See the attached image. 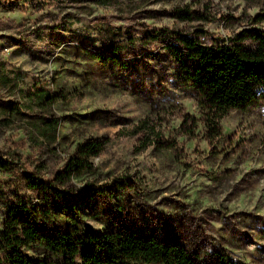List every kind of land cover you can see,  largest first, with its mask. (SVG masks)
Instances as JSON below:
<instances>
[{
    "label": "rangeland",
    "instance_id": "374dc122",
    "mask_svg": "<svg viewBox=\"0 0 264 264\" xmlns=\"http://www.w3.org/2000/svg\"><path fill=\"white\" fill-rule=\"evenodd\" d=\"M184 10L194 18L178 17ZM261 10L262 0H0V99L17 107H0V151L52 177L79 144L106 141L72 180L86 190L69 193L81 215L42 227L133 229L204 264H264V100L230 109L216 134L169 46L184 50L161 34L229 39ZM49 118L55 140L43 130ZM9 180L0 174V233L11 187L51 210Z\"/></svg>",
    "mask_w": 264,
    "mask_h": 264
},
{
    "label": "trees",
    "instance_id": "16d2710c",
    "mask_svg": "<svg viewBox=\"0 0 264 264\" xmlns=\"http://www.w3.org/2000/svg\"><path fill=\"white\" fill-rule=\"evenodd\" d=\"M176 14L190 19L195 12L184 10ZM261 22H264V0L261 12L252 19L254 25L229 39L216 38L205 43L198 36L161 31L184 50L185 57L169 46V51L182 64L186 85L202 96L206 114L211 116L207 120H211L209 125L216 134L219 133L218 121L230 109H246L264 100V29L255 26ZM39 97L47 100L50 95L40 93ZM0 107L17 110L13 102L1 99ZM57 126L58 121L49 118L43 130L55 140ZM105 145L103 139H87L52 177L43 176L19 155L0 151V174L9 175L10 183L22 180L29 190L40 199L46 197L51 205L50 212L46 211L33 205L15 186L8 189L7 212L0 233V264H204L177 241L159 239L154 234L145 235L133 229L78 232L59 228L50 232L42 227L40 221H51L55 215L67 212L71 219L81 215L69 193L77 190L85 194L86 190L73 189L72 180L93 169L92 159ZM127 184L124 180L120 185ZM218 264L238 263L221 258Z\"/></svg>",
    "mask_w": 264,
    "mask_h": 264
}]
</instances>
